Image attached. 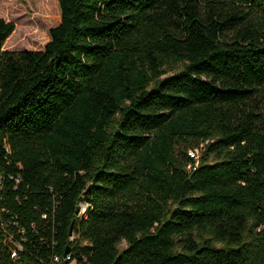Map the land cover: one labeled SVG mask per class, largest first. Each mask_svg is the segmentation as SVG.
<instances>
[{
  "label": "trees",
  "instance_id": "1",
  "mask_svg": "<svg viewBox=\"0 0 264 264\" xmlns=\"http://www.w3.org/2000/svg\"><path fill=\"white\" fill-rule=\"evenodd\" d=\"M59 4L0 19V264H264V0Z\"/></svg>",
  "mask_w": 264,
  "mask_h": 264
},
{
  "label": "rangeland",
  "instance_id": "2",
  "mask_svg": "<svg viewBox=\"0 0 264 264\" xmlns=\"http://www.w3.org/2000/svg\"><path fill=\"white\" fill-rule=\"evenodd\" d=\"M60 0H0V19L15 24L5 41L4 50H43L50 41V31L61 22ZM182 67L168 66L167 75ZM127 246L123 241L121 249ZM78 264V263H71Z\"/></svg>",
  "mask_w": 264,
  "mask_h": 264
},
{
  "label": "built area",
  "instance_id": "3",
  "mask_svg": "<svg viewBox=\"0 0 264 264\" xmlns=\"http://www.w3.org/2000/svg\"><path fill=\"white\" fill-rule=\"evenodd\" d=\"M9 177L12 178V179L14 178L13 176H9ZM14 180L16 181L17 184H19L22 181V177L20 175H18V176H16L14 178ZM0 185H2V178L1 177H0ZM16 188H17V186H16ZM79 205H80V210H79V212L77 214V218L81 221L87 216V214H88V212L90 210V207H89V204L85 203V202H81ZM46 217H47V215L44 214L43 218H46ZM72 238H74V236H72ZM11 239H12V237H11ZM17 247L20 249L21 245L17 244ZM12 257H14V258L17 257V249L13 250ZM71 259H72L71 255L66 253L65 254V260L70 262L69 264H71L73 262L77 263L76 260L71 261Z\"/></svg>",
  "mask_w": 264,
  "mask_h": 264
},
{
  "label": "water",
  "instance_id": "4",
  "mask_svg": "<svg viewBox=\"0 0 264 264\" xmlns=\"http://www.w3.org/2000/svg\"><path fill=\"white\" fill-rule=\"evenodd\" d=\"M88 190L85 191V194H87ZM69 249H67L66 253H68Z\"/></svg>",
  "mask_w": 264,
  "mask_h": 264
}]
</instances>
